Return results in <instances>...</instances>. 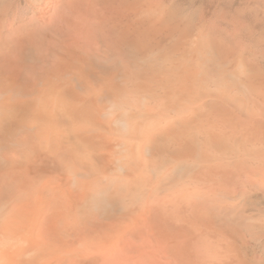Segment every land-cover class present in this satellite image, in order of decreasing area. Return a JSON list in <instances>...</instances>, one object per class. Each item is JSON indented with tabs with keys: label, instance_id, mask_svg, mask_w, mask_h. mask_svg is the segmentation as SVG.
I'll return each mask as SVG.
<instances>
[{
	"label": "bare ground",
	"instance_id": "1",
	"mask_svg": "<svg viewBox=\"0 0 264 264\" xmlns=\"http://www.w3.org/2000/svg\"><path fill=\"white\" fill-rule=\"evenodd\" d=\"M166 4L0 10V264H255L216 209L264 77Z\"/></svg>",
	"mask_w": 264,
	"mask_h": 264
},
{
	"label": "rangeland",
	"instance_id": "2",
	"mask_svg": "<svg viewBox=\"0 0 264 264\" xmlns=\"http://www.w3.org/2000/svg\"><path fill=\"white\" fill-rule=\"evenodd\" d=\"M33 2L34 0H0V10H4L6 27H10L13 20L18 22L27 18ZM166 3L171 16L175 19L180 18L182 22L185 20L188 22V19L197 28H201L202 22L207 23L208 26L213 21L209 25L212 27L209 28L210 31L216 33L221 42L224 41L223 44L230 45L229 47L236 51L241 60L249 58L248 60L264 77V0H166ZM213 12L216 14L213 15ZM253 99L257 101L258 98ZM254 105L257 107L254 118H251L252 121L235 127L239 131V137L251 135L248 138L255 140L259 147V155L257 156L256 153L241 160L243 151L239 150L236 157L234 156L235 160L246 163L245 171L251 172L252 177L246 178L245 172L238 170L229 183L223 184L224 197L221 196L216 213L222 224L242 236L243 250L254 260V263L264 264V112L260 111V103ZM238 117L244 118L239 113ZM241 166L238 169H241ZM260 180L262 181L259 184Z\"/></svg>",
	"mask_w": 264,
	"mask_h": 264
}]
</instances>
